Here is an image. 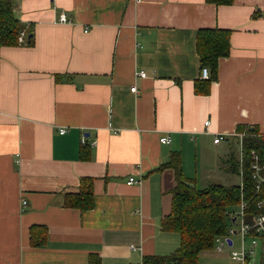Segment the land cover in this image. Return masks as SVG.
<instances>
[{"label": "crops", "instance_id": "crops-1", "mask_svg": "<svg viewBox=\"0 0 264 264\" xmlns=\"http://www.w3.org/2000/svg\"><path fill=\"white\" fill-rule=\"evenodd\" d=\"M16 10L34 43L0 47V264L171 255L181 245L180 233L163 229L177 182L165 166L172 154L189 185H238L198 179L189 156L216 159L226 174L240 169L242 179L235 148L264 136V0H19ZM203 28L231 30L230 54L207 93L196 91L211 77L202 78L197 52ZM83 178L93 179L89 209L68 204ZM231 249L214 241L197 264H239Z\"/></svg>", "mask_w": 264, "mask_h": 264}, {"label": "trees", "instance_id": "trees-1", "mask_svg": "<svg viewBox=\"0 0 264 264\" xmlns=\"http://www.w3.org/2000/svg\"><path fill=\"white\" fill-rule=\"evenodd\" d=\"M19 0H0V47L17 46L34 43L33 26H27L18 18L17 7ZM216 5H230L234 0H207ZM25 30L27 40L20 43L18 38ZM231 30L223 28H203L197 33V52L201 68L208 67L211 72L209 80L197 83V92H209L210 83L218 79V65L221 57L230 54ZM256 134V128L253 130ZM257 135V134H256ZM255 149L264 164V136L245 138L243 141L242 183L247 199L254 195L252 173L250 169L251 150ZM175 170L176 185L171 190L172 207L163 220V229L176 231L181 235L180 247L169 256L145 257L143 264H197L203 250L214 246L215 238L227 231L229 218L226 214L228 207L240 200L241 184L223 185L212 184L204 189L187 183L188 178L182 169L180 153H173L170 161L165 164ZM240 172V171H239ZM93 179L83 178L79 193L70 195L68 204L71 207L89 209L93 203ZM254 201H252L253 203ZM32 226V239L36 229ZM45 230L41 240L45 239ZM38 235V234H37ZM34 244L40 245V242ZM88 264H103L102 258L92 254Z\"/></svg>", "mask_w": 264, "mask_h": 264}, {"label": "built area", "instance_id": "built-area-1", "mask_svg": "<svg viewBox=\"0 0 264 264\" xmlns=\"http://www.w3.org/2000/svg\"><path fill=\"white\" fill-rule=\"evenodd\" d=\"M140 3L142 0H135ZM59 20L61 22H70L66 13L60 15ZM27 34L25 30L19 34V42L25 41ZM210 70L208 67L201 69L202 78L209 77ZM138 75L144 77L146 73L144 71L137 72ZM132 92L137 91V87H131ZM212 121L206 120L204 125L208 128ZM66 132V129H62L61 133ZM225 139L223 134L215 137V143H220ZM161 143H169L171 141L169 136L162 137ZM81 142L83 145L87 144L86 138L82 137ZM96 142H91L94 145ZM241 157L243 166V141L241 142ZM251 162L250 169L252 173L254 195L252 199H247L244 192L243 183L241 184L240 194V208L238 210H227L226 214L231 222L230 227L224 235L218 236L215 240V247L218 251L224 250L226 247H231V258L239 264H250L251 257L255 256L258 252L264 259V164L261 162L260 156L255 149L251 150ZM135 177H130L129 184L139 183ZM252 201H254L252 203ZM27 201H24L26 204ZM238 235L241 242L240 245L234 247L233 236ZM136 249V246H131ZM254 260V259H253Z\"/></svg>", "mask_w": 264, "mask_h": 264}, {"label": "rangeland", "instance_id": "rangeland-1", "mask_svg": "<svg viewBox=\"0 0 264 264\" xmlns=\"http://www.w3.org/2000/svg\"><path fill=\"white\" fill-rule=\"evenodd\" d=\"M235 153H236V156H238V158H239V156L241 155L240 147L235 148ZM195 157L197 158L196 162H195ZM202 157L203 156L199 152L193 151L191 153V156H189V160L187 163V168L190 170L191 174H193V175H195L196 167L198 168V170H199L198 171L199 172L198 179L200 178V173H201V174H203V176L205 178H207V181L210 180V182H228L229 184H232L233 182H235V184H240L242 182V179L239 176L240 169H238L237 175L236 174L232 175L230 173L226 174L222 170L218 169L219 168L218 165L221 166V164H217L216 159L212 158L211 163H208V160L207 159L202 160ZM214 161H215V163H214ZM196 163H198L197 166H196ZM206 173H208V174L204 175ZM222 178H225V180H227V181H225ZM199 184H200V188H204L205 186H207L208 183H202L201 184L199 181ZM235 239L237 242L239 241V238L236 236H235ZM260 255L261 254L258 252L255 256L251 257V260L256 259L255 264H262V257Z\"/></svg>", "mask_w": 264, "mask_h": 264}]
</instances>
